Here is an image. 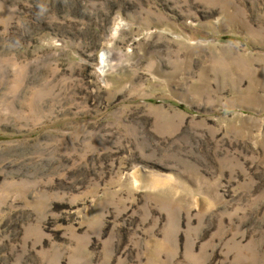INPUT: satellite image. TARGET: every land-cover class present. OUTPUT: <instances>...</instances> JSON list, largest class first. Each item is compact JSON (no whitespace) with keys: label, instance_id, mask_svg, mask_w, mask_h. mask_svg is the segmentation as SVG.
Segmentation results:
<instances>
[{"label":"rangeland","instance_id":"374dc122","mask_svg":"<svg viewBox=\"0 0 264 264\" xmlns=\"http://www.w3.org/2000/svg\"><path fill=\"white\" fill-rule=\"evenodd\" d=\"M0 264H264V0H0Z\"/></svg>","mask_w":264,"mask_h":264},{"label":"bare ground","instance_id":"6f19581e","mask_svg":"<svg viewBox=\"0 0 264 264\" xmlns=\"http://www.w3.org/2000/svg\"><path fill=\"white\" fill-rule=\"evenodd\" d=\"M103 67H105V65L103 64Z\"/></svg>","mask_w":264,"mask_h":264}]
</instances>
